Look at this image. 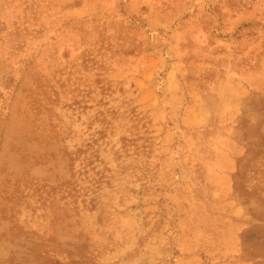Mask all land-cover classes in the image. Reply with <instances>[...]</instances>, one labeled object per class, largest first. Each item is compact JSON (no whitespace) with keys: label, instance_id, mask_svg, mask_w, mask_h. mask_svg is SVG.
Wrapping results in <instances>:
<instances>
[{"label":"rangeland","instance_id":"obj_1","mask_svg":"<svg viewBox=\"0 0 264 264\" xmlns=\"http://www.w3.org/2000/svg\"><path fill=\"white\" fill-rule=\"evenodd\" d=\"M0 264H264V0H0Z\"/></svg>","mask_w":264,"mask_h":264}]
</instances>
